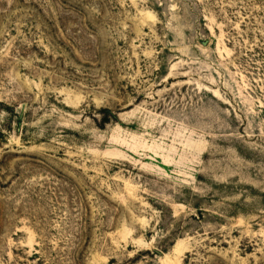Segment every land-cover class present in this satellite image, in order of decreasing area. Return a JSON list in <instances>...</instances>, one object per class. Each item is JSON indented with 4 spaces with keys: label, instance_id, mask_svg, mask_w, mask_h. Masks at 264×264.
Listing matches in <instances>:
<instances>
[{
    "label": "rangeland",
    "instance_id": "374dc122",
    "mask_svg": "<svg viewBox=\"0 0 264 264\" xmlns=\"http://www.w3.org/2000/svg\"><path fill=\"white\" fill-rule=\"evenodd\" d=\"M0 264H264V0H0Z\"/></svg>",
    "mask_w": 264,
    "mask_h": 264
}]
</instances>
